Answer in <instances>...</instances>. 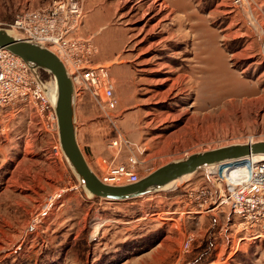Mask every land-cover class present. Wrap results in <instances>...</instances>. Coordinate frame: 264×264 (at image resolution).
<instances>
[{
	"label": "rangeland",
	"instance_id": "obj_1",
	"mask_svg": "<svg viewBox=\"0 0 264 264\" xmlns=\"http://www.w3.org/2000/svg\"><path fill=\"white\" fill-rule=\"evenodd\" d=\"M52 1L0 0V28L9 31L19 9ZM246 1L249 17L234 0H157L161 12L151 1L85 0L81 34L91 33L95 60L109 65L117 101L104 111L87 91L75 94L77 142L96 175L92 159H125L110 146L121 131L140 150V178L194 152L264 140V0ZM55 122L32 101L0 109V264H264V230L251 236L227 209L186 212L187 193L221 187L228 165L134 198L93 196Z\"/></svg>",
	"mask_w": 264,
	"mask_h": 264
},
{
	"label": "built area",
	"instance_id": "obj_2",
	"mask_svg": "<svg viewBox=\"0 0 264 264\" xmlns=\"http://www.w3.org/2000/svg\"><path fill=\"white\" fill-rule=\"evenodd\" d=\"M234 1L239 3V0ZM84 3L85 0H53L45 6L24 7L15 13L10 30L18 38L37 43L54 53L70 77L75 94L87 91L102 110H111L117 101L110 67L95 60L97 47L93 36L81 34L86 15ZM39 71L0 46V109L16 100L32 101L40 116L47 114L53 119V103L46 92L49 84ZM133 145L119 132L110 141L114 155L123 151L125 159L120 162L101 160L102 174L97 176L103 183L117 186L140 179L137 169L142 162L138 157L140 150ZM54 149L58 151L57 146ZM235 171L229 178H221V187L202 185L189 191L186 201L193 208L186 212L227 209L240 219L246 230L264 224V161L246 159L243 169ZM191 240L190 235L183 240L182 251L189 250Z\"/></svg>",
	"mask_w": 264,
	"mask_h": 264
},
{
	"label": "water",
	"instance_id": "obj_3",
	"mask_svg": "<svg viewBox=\"0 0 264 264\" xmlns=\"http://www.w3.org/2000/svg\"><path fill=\"white\" fill-rule=\"evenodd\" d=\"M0 46L22 58L31 68L47 71L55 78L56 90L53 108L61 150L83 187L93 196L121 200L154 192L182 176L208 165L220 166L243 163L251 156H264V140L233 143L203 150L172 160L154 169L137 182L126 185H108L100 181L89 167L76 138L75 91L70 77L58 57L45 47L15 38L0 28Z\"/></svg>",
	"mask_w": 264,
	"mask_h": 264
},
{
	"label": "bare ground",
	"instance_id": "obj_4",
	"mask_svg": "<svg viewBox=\"0 0 264 264\" xmlns=\"http://www.w3.org/2000/svg\"><path fill=\"white\" fill-rule=\"evenodd\" d=\"M148 1H151V3H154V6L156 5L157 7H158V12H161L162 10H164L165 9V4H163V3H157V0H137V2H139V3H146V2H148ZM223 1L224 0H221V2H220V4H223ZM157 3V4H156ZM228 5V4H227ZM232 5H234V3L232 4V3H229V9L232 7ZM238 5H240V6H238V7H240L239 9L241 10V11H243V13H244V10L247 12V14L248 15H246V16H248L249 17V15L251 16L252 15V9L249 7L250 5H248L247 4V1L246 0H239V3H238ZM237 7V6H236ZM150 8H151V6H150ZM157 10V9H156ZM234 9H231V11H233ZM245 12V13H246ZM148 13V12H147ZM231 13V12H230ZM245 15V14H244ZM147 17V16H146ZM150 18L151 17H149L148 18V20H150ZM250 19V18H249ZM255 19L256 18H254V19H250L251 20V24L255 27ZM253 20V21H252ZM258 22V21H257ZM259 23V22H258ZM262 24V23H261ZM259 26H260V23H259ZM262 27H263V24L261 25ZM257 27V26H256ZM6 30V29H5ZM257 29H255V31H256ZM260 30V29H259ZM9 31H11V32H9ZM7 30V33L9 34V35H11V36H13V37H15V38H18L17 36H16V34L14 33V32H12V30ZM261 32V31H260ZM257 33H258V31H257ZM238 34V33H237ZM259 38H260V40L261 41H264V37H261V33H259ZM259 40V41H260ZM264 43V42H263ZM247 46V45H246ZM251 47V46H250ZM262 47V46H261ZM249 48V47H248ZM262 51L264 52V48H262ZM247 52V51H246ZM245 52V53H246ZM52 76V75H51ZM179 78L180 77H176V78H174V79H171V83L169 84V87L166 89V90H164L163 91V93H162V96H164V95H167V94H169L170 92H171V90L174 88V87H176V85L178 84V80H179ZM52 81H53V86H48V88L46 89V92H47V94L49 95V97L51 98V100H52V103H54V99H55V90H56V82H55V78L52 76ZM248 160H250V161H263L264 160V156L263 155H256V156H251V157H249L248 158ZM237 163H240V162H237ZM241 164V165H240ZM240 164H238V166L237 165H230V166H227L224 170H223V172H222V178H229L232 174H234L235 172H237V171H235V170H237V169H243V163H240ZM210 172H212V173H214V172H216V170L218 171V169L217 168H219V167H221L220 165H218V164H212V165H208V166H205ZM206 169V170H207ZM94 172V171H93ZM187 175H185V176H182L181 178H179V179H176L175 181H173V182H170L169 184H167V185H165L164 187H163V189H166V188H172L173 187V184L175 183H177V182H179V180L180 179H182V178H184V177H186ZM211 177V176H210ZM101 181V180H100ZM102 182V181H101ZM106 184V183H105ZM174 184V185H175ZM83 186V185H82ZM85 189V188H84ZM86 190V189H85ZM86 192L87 193H89L87 190H86ZM90 194V193H89ZM91 195V194H90Z\"/></svg>",
	"mask_w": 264,
	"mask_h": 264
},
{
	"label": "crops",
	"instance_id": "obj_5",
	"mask_svg": "<svg viewBox=\"0 0 264 264\" xmlns=\"http://www.w3.org/2000/svg\"><path fill=\"white\" fill-rule=\"evenodd\" d=\"M83 26H84V24H83ZM92 34H93V33H92ZM86 35H91V33H90V34H86ZM92 39H93V38H92ZM121 133H122V135H123L125 138H127L126 135H125L122 131H121ZM92 164L94 165L93 167H94L96 170H100V168L102 167V165H100V163H98L97 158L92 159ZM259 230H260V233L258 232ZM263 230H264V224H262V225L259 226V227L254 228V229L246 230V233H247V232H248V233L257 232V233H259L260 235H262V234H261V231H263ZM260 235H257V236H255V237H253V238L259 237ZM158 245H160V242L158 243ZM223 262H225V260H224Z\"/></svg>",
	"mask_w": 264,
	"mask_h": 264
}]
</instances>
